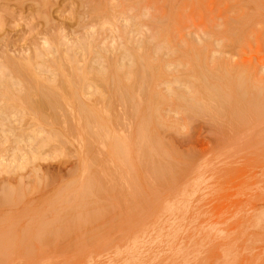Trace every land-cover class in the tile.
<instances>
[{
  "label": "rangeland",
  "instance_id": "1",
  "mask_svg": "<svg viewBox=\"0 0 264 264\" xmlns=\"http://www.w3.org/2000/svg\"><path fill=\"white\" fill-rule=\"evenodd\" d=\"M0 163V264H264V0H0Z\"/></svg>",
  "mask_w": 264,
  "mask_h": 264
},
{
  "label": "bare ground",
  "instance_id": "2",
  "mask_svg": "<svg viewBox=\"0 0 264 264\" xmlns=\"http://www.w3.org/2000/svg\"><path fill=\"white\" fill-rule=\"evenodd\" d=\"M82 44H83V42H82ZM82 46V45H81ZM80 46V47H81ZM85 46V45H84ZM77 47V46H76ZM87 47H88V45H87ZM47 48V47H46ZM45 48V49H46ZM79 48V47H78ZM50 49H52V48H50ZM49 49V50H50ZM90 49V48H89ZM74 50V49H73ZM80 50V49H79ZM82 50V49H81ZM46 52H49L50 53V51H47V49L45 50ZM54 51V50H53ZM77 51H78V49H77ZM90 51V50H89ZM55 53V52H54ZM57 53H58V51H57ZM74 53V52H73ZM44 54V53H43ZM47 54V53H46ZM61 54H63V53H61ZM60 54V55H61ZM84 55V54H83ZM43 56V55H42ZM47 56H49V55H47ZM66 56V55H65ZM68 56V55H67ZM73 56V55H72ZM71 56V57H72ZM64 57V56H63ZM83 57V56H82ZM62 58V57H61ZM65 58H69L70 59V57L68 56V57H65ZM64 58V59H65ZM73 59V58H72ZM85 59V58H84ZM98 59V58H97ZM14 60V59H13ZM62 60H63V58H62ZM71 60V59H70ZM69 60V61H70ZM77 60V59H76ZM75 60V61H76ZM100 60V59H99ZM98 60V61H99ZM27 61H29V60H27ZM57 61V60H56ZM66 61V60H65ZM69 61H68V63H69ZM84 61V60H83ZM33 62V61H32ZM51 62V61H50ZM62 62V61H61ZM67 62V61H66ZM73 62V61H72ZM27 63V67H25V68H22V67H16V66H14V65H12L13 66V68H14V71H16V73H18L19 71L21 72V74H22V70L21 69H24L23 71H25L26 70V68L28 69L29 67H32V66H30V61H29V64H28V62H26ZM63 63V65H65V63L64 62H62ZM67 63V64H68ZM96 63V62H95ZM32 64V63H31ZM52 64V63H51ZM70 64V63H69ZM111 64V63H110ZM16 65V64H15ZM19 65V64H18ZM25 65V64H24ZM49 65V64H48ZM62 65V64H61ZM71 65V64H70ZM108 65V64H107ZM10 66H11V63H10ZM73 66V65H72ZM75 66V65H74ZM122 66V65H121ZM126 66H128V65H126ZM8 67V66H7ZM60 67V66H59ZM63 67H65V66H63ZM62 66L60 67V68H63ZM111 67H112V65H111ZM118 67V66H117ZM12 67H11V69H13ZM75 68V67H74ZM87 68V67H86ZM86 68L84 67V72H86ZM122 68V67H121ZM40 69V68H39ZM90 69H93V71H95L96 69H94V68H90ZM100 68H98V70H99ZM42 70V69H41ZM68 70V69H67ZM75 70V69H74ZM78 70V69H77ZM98 70L97 71H95V73L97 72L98 73ZM101 70V69H100ZM105 70V69H104ZM130 70V69H129ZM18 71V72H17ZM65 71V70H64ZM92 71V70H91ZM102 71V70H101ZM113 71V70H112ZM118 71V70H117ZM116 71V72H117ZM125 71V70H124ZM9 72V70L7 71V73ZM25 72H27V70L25 71ZM32 72V71H31ZM81 72H82V70H81ZM84 72H82L83 73V75H85L84 74ZM90 72V71H89ZM123 72V71H122ZM10 73H12L11 71H10ZM9 73V74H10ZM14 73V72H13ZM48 73V72H47ZM51 73V72H50ZM95 73H94V75H95ZM100 73H102V72H100ZM131 73V72H130ZM92 74H93V72H92ZM87 75V74H86ZM11 76V75H10ZM71 76V75H70ZM93 76V75H92ZM3 77V76H2ZM6 77V76H5ZM24 77V76H23ZM29 77H30V75H29ZM54 77V76H53ZM77 77V76H76ZM79 77V76H78ZM83 78V77H82ZM134 78V77H133ZM128 79V78H127ZM48 80V79H47ZM83 80V79H82ZM102 80V79H101ZM51 81H53V79L51 80ZM96 81V80H95ZM119 81V80H118ZM140 81V80H139ZM38 82V81H37ZM41 83V82H40ZM57 83V82H56ZM100 83V82H99ZM53 84V83H52ZM17 85V84H16ZM103 85H104V83H103ZM41 87V86H40ZM38 88H39V86H38ZM35 89V88H34ZM40 89V88H39ZM26 92V91H25ZM37 92V91H36ZM65 92V91H64ZM193 92V91H192ZM40 94V93H39ZM46 94H48L49 96H43V94H42V96H41V98H40V102H39V104H38V106H40L41 107V105L43 106L44 104H46V106L48 105V107L47 108H49V106L50 105H52V103L53 102H55V104L53 103V105H57L56 104V100L55 101H53L52 100V96L50 95L51 93H46ZM45 94V95H46ZM65 95H66V93H64ZM5 95V94H4ZM53 95V94H52ZM59 95V94H58ZM26 96V95H25ZM56 95H54V97H55ZM21 99H22V97H21ZM61 99V98H60ZM59 101V100H58ZM106 101V100H105ZM188 101V100H187ZM193 101V100H192ZM192 101H190V102H192ZM27 102V101H26ZM186 103H188V102H186ZM28 104V103H27ZM59 104V103H58ZM64 105V104H63ZM45 107V106H44ZM44 107H42L41 109H43ZM54 107H56V106H52L51 108H54ZM39 108V107H38ZM78 108V107H77ZM23 109V108H22ZM35 109V108H34ZM40 109V110H41ZM190 109V108H189ZM187 110V109H186ZM197 110V109H196ZM38 112V111H37ZM25 114H26V112H24ZM43 114V113H42ZM192 114V113H191ZM51 115V114H50ZM58 116V115H57ZM22 117H24V116H22ZM55 117V115L53 116V118ZM53 120V119H52ZM61 121V120H60ZM46 124H48V123H46ZM32 126V125H31ZM24 127V126H23ZM164 127V126H163ZM115 132V131H114ZM60 135V134H59ZM114 135V134H113ZM82 138V137H81ZM60 140V139H59ZM58 140V141H59ZM38 142V141H37ZM48 142V141H47ZM53 142V141H52ZM43 143H44V141H43ZM59 143H61V142H59ZM104 143V142H103ZM115 143V142H114ZM117 143V142H116ZM38 144V143H37ZM78 144V143H77ZM151 150V149H150ZM87 151V150H86ZM85 151V152H86ZM37 154V153H36ZM159 156V155H158ZM35 158H37V157H35ZM80 158V157H79ZM87 158V157H86ZM88 159V158H87ZM88 161V160H87ZM91 161V160H90ZM82 163H83V161H82ZM1 164V163H0ZM4 164V163H3ZM84 165V164H83ZM87 165H88V163H87ZM92 165V164H91ZM204 165V164H203ZM7 166V165H6ZM94 166V165H93ZM166 166V165H165ZM207 167V166H206ZM205 167V168H206ZM4 169H5V167H3ZM208 168V167H207ZM201 169V168H200ZM6 170H8V169H6ZM210 170V169H209ZM198 171V170H197ZM204 171V170H203ZM202 171V172H203ZM194 173V172H193ZM86 174V173H85ZM88 174V173H87ZM202 173L201 172H197V174L195 175V177H193L192 178V180H190V182L187 184V185H185L184 184V186H183V188H182V190H180L179 192H178V197L176 196V198L174 199V202L173 203H171V205H170V203H169V201H168V203H165V204H168V206L166 207L165 205H164V207H166V209H164L163 207H161V208H163L164 210H166V211H164L165 213L166 212H168L169 213V216L168 217H170V218H168V222H170L168 225H169V229H170V231H172V233L173 234H171V235H177L178 234V232H179V224H178V222H179V219H178V221H177V215L179 214H176L177 212H179L180 211V209H182L181 208V205L183 206L184 205V201L185 200H187V198H190V196L192 195V194H195L194 193V191H196L197 192V185L199 186L202 182H205V180H206V178L204 177V175L202 176L201 175ZM88 176V175H87ZM91 176V175H90ZM89 179V178H88ZM93 179V178H92ZM97 179V178H96ZM95 180V179H94ZM85 182V181H84ZM82 184V183H81ZM94 186V185H93ZM214 186V185H213ZM68 187V186H67ZM80 187V186H79ZM78 189V188H77ZM76 189V191H78ZM90 189V188H89ZM88 188H87V190H89ZM18 190V189H17ZM86 190V189H85ZM75 191V192H76ZM214 191V190H213ZM20 192V191H19ZM18 192V193H19ZM70 192V191H69ZM74 192V191H73ZM88 193H89V191H88ZM72 194V193H71ZM84 194V193H83ZM177 194V193H176ZM76 195V194H75ZM196 195V194H195ZM17 196H20L19 194L17 195ZM85 196V195H84ZM194 196V195H193ZM4 197H6V196H4ZM86 197V196H85ZM108 197V196H107ZM173 197H175V196H173ZM8 198V197H7ZM16 198H18V197H16ZM6 199V198H5ZM4 199V200H5ZM21 199V198H20ZM8 200V199H7ZM81 200V199H80ZM17 201V200H16ZM18 201H20V200H18ZM167 202V201H166ZM163 205V204H162ZM185 206V205H184ZM188 206V205H187ZM168 208V209H167ZM185 209V208H184ZM155 211V210H154ZM74 213V212H73ZM155 213V212H154ZM181 213V212H180ZM183 213L184 212H182V215H183ZM153 214V213H152ZM151 214V215H152ZM161 214V213H160ZM180 215V214H179ZM187 215V214H186ZM74 217V216H73ZM152 217V216H151ZM158 217V216H157ZM156 217V218H157ZM181 217V216H180ZM184 217V216H183ZM161 218V217H160ZM78 219V218H77ZM76 220V219H75ZM160 221V220H159ZM84 222V221H83ZM160 223V222H159ZM180 223H181V221H180ZM190 223V222H189ZM164 224V223H163ZM73 225V224H72ZM143 226V225H142ZM152 226V225H151ZM146 228H148V227H146ZM151 228V227H150ZM154 228V227H153ZM152 228V229H153ZM207 228V227H206ZM168 229V230H169ZM147 230V229H146ZM181 230V229H180ZM140 231V230H139ZM153 230H151V232H152ZM162 231V230H161ZM169 231V232H170ZM160 231H157L156 233H155V237H153V239H159V240H164V239H168V237H169V234L168 233H159ZM219 232V231H218ZM153 233V232H152ZM168 234V235H167ZM218 234L219 233H217V230L216 229H214V227H212V223L210 224V228H208L207 230L206 229H204V234H203V236H205L206 237V239H207V241L209 242V241H212V239H214V238H218L217 236H218ZM223 234H220V236H222ZM37 236V235H36ZM149 236V235H148ZM172 237V236H171ZM197 237V236H196ZM229 237H230V235H229ZM228 237V235L226 236V237H224L223 236V238L221 237V240H225L226 238H229ZM204 238V237H203ZM152 239V240H153ZM215 239V240H216ZM220 239V238H219ZM198 240V239H197ZM193 241V240H192ZM191 241V242H192ZM134 242V241H133ZM153 242H154V240H153ZM189 243H190V241H189ZM197 245H196V247L194 248V249H198L199 247L201 248V246L202 245H204V243L203 242H199V243H196ZM209 244V243H208ZM189 245V244H188ZM182 247V246H181ZM127 248V247H126ZM118 249V248H117ZM182 249V248H181ZM219 249H232V247L231 246H229V242H227V243H224L223 244V246L221 247V248H219ZM126 250V249H125ZM139 250H141V249H139ZM119 251V250H118ZM137 251V250H136ZM183 252V251H182ZM198 252V251H197ZM195 253V251L193 252V253H191V255L190 256H193V254H194V257H195V255H199L198 253ZM119 253V252H118ZM136 253V252H135ZM181 254V253H180ZM187 254V253H186ZM128 256V255H127ZM126 256V257H127ZM182 256V255H181ZM190 256H188V257H190ZM133 258V257H132ZM181 259V258H180ZM232 259V258H231ZM133 260V259H132ZM255 261V260H254ZM184 264H186V263H184Z\"/></svg>",
  "mask_w": 264,
  "mask_h": 264
}]
</instances>
